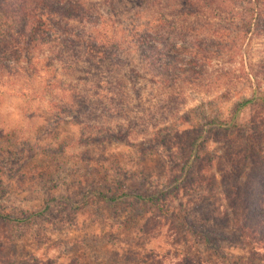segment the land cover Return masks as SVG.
<instances>
[{
  "label": "rangeland",
  "instance_id": "rangeland-1",
  "mask_svg": "<svg viewBox=\"0 0 264 264\" xmlns=\"http://www.w3.org/2000/svg\"><path fill=\"white\" fill-rule=\"evenodd\" d=\"M26 1L0 0V214L13 220L0 219V264H222L157 206L81 200L90 190L157 195L200 229L230 209L224 191L241 134L206 124L233 121L248 141L264 137L263 106L235 116L241 102L264 97V0H114L110 9L82 0L97 19L69 22L67 32L112 36L107 60L96 48L30 42L31 25L20 32L34 12ZM66 26L55 19L38 35ZM143 46L164 65L150 67ZM199 149L203 162L181 181V163ZM222 245L228 264L264 257Z\"/></svg>",
  "mask_w": 264,
  "mask_h": 264
},
{
  "label": "trees",
  "instance_id": "trees-1",
  "mask_svg": "<svg viewBox=\"0 0 264 264\" xmlns=\"http://www.w3.org/2000/svg\"><path fill=\"white\" fill-rule=\"evenodd\" d=\"M31 1L34 4V8H31V11L34 12L26 15V19L29 20V22L25 21V27H21L20 31L26 33V26L29 24L31 25L32 32L28 35L30 42L34 41L35 43H39L42 46L50 43H56V45L59 46L61 44H66L72 45L74 49H78V47L83 46L87 50L88 48H91V52L93 48H96L104 51L102 53H97L96 59L98 60H107L106 58H109L111 55L112 51L105 50L106 47H108L107 45L111 47L110 49L115 51L117 45L113 42V37L107 36L104 32H99L97 36H94L91 33L89 34L85 30H71L70 33L67 32L69 22H76L81 25H86L91 23L93 18L97 19L96 16L89 13V11L85 9L82 0ZM25 2L29 4L30 1L27 2L26 0H23V3ZM113 2L114 0H103V4L109 9L112 7L111 5ZM55 19L58 20L59 25L66 24V28L60 27L59 33H56L55 31H53V33L50 31L44 33L42 32L39 36L38 31L42 29L41 27L43 25L46 26L47 24H55ZM36 31L37 33H34ZM145 31L142 33L146 34L147 36L148 32L147 30ZM148 31L150 30L148 29ZM136 34L137 33H135V36ZM149 34L152 35L154 33L149 32ZM143 48L145 52L149 51V55L144 53L142 56L146 55V57L151 61L150 67L151 65L154 66L156 62L158 63V67H160V65H164L162 62H158L157 59H153L152 54L155 52V47L143 46L142 49ZM142 49L139 48L140 51H142ZM74 54L78 55V53ZM252 104H258L264 107V97L255 96L252 99L241 102L235 111V116L238 113H241L247 106ZM63 106L64 107L62 110L66 111L67 113H70L73 107V105ZM206 125L210 127L209 131H213L215 133L232 132L236 135L241 134L240 139H242V145L239 149V153L235 156L231 155L233 158H231V161H236L234 170L235 172H238L234 176L235 183H232L233 185L230 186L228 190L224 191L228 192L226 201L229 202L230 209L221 211L217 215L215 213V219L213 220L211 226H206L210 228H195L193 223L187 219L188 215H186V211L182 210L179 206L170 208L169 205L164 204V200H162L163 204L159 205V197L157 195L141 196L134 194H123L119 197H114L108 196L99 191L90 190L84 194L81 202L85 201L86 204L88 199H92L102 201L104 203H115L129 198L136 203L157 206L160 211L167 212L171 217H180L181 219L178 229L181 231V233L185 236L193 238L199 245L203 247V251L205 253L213 254L215 258L221 260L222 264H224V262L228 264L232 259V257L228 255L226 249H224L225 247L222 245L223 242H229L233 244L239 243L240 245H243L242 247L250 246L248 253L253 252L251 255L253 258H255L256 254V256L259 257L260 251L264 250V137L263 139H258L256 138V135H253L250 139H254V141H248L249 138H247V134L242 130L239 131V125L233 121L221 122L216 119H212ZM205 130L206 129L204 127L203 132H205ZM260 133L264 134V128ZM190 146L192 145H188V150L190 151L189 156L195 152L193 150L195 149V146ZM198 152L202 155L198 154L194 162L193 160L189 159V157H186L181 163V168L179 169L178 174L180 175L179 179L181 181H184L188 176L191 175V173H193V171H197V168L199 169L198 165L203 162L204 154L202 153L201 149H199ZM248 161L250 163H248ZM245 163L251 166L252 171L244 177V181H241L240 178L243 176V171L246 167ZM180 180H176L175 184H179ZM64 203L66 206H68V208H70V210L80 209V204H73L69 198H65ZM233 204H238V206H233ZM0 219L6 222L13 221L11 220L10 216L2 214H0ZM258 261L261 264H264V257H259ZM156 264L160 263L157 262Z\"/></svg>",
  "mask_w": 264,
  "mask_h": 264
}]
</instances>
